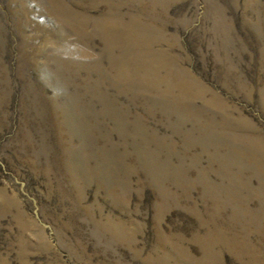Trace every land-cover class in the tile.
<instances>
[{
  "label": "rangeland",
  "instance_id": "374dc122",
  "mask_svg": "<svg viewBox=\"0 0 264 264\" xmlns=\"http://www.w3.org/2000/svg\"><path fill=\"white\" fill-rule=\"evenodd\" d=\"M0 264H264V0H0Z\"/></svg>",
  "mask_w": 264,
  "mask_h": 264
}]
</instances>
